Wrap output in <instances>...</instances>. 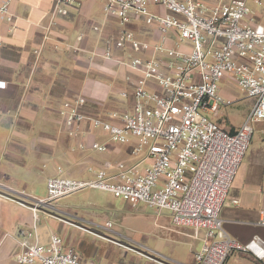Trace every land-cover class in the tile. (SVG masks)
<instances>
[{
    "label": "built area",
    "instance_id": "1",
    "mask_svg": "<svg viewBox=\"0 0 264 264\" xmlns=\"http://www.w3.org/2000/svg\"><path fill=\"white\" fill-rule=\"evenodd\" d=\"M10 1L0 3L6 21L12 20ZM74 5L75 0H54L45 39ZM258 7H264V0H106L105 14L118 17L122 25L143 21L153 36L140 39L125 28L114 41L119 49L145 54L118 61L139 75L129 80L130 92L120 93L132 97L131 106L92 115L80 108L86 100L78 97L74 104L64 103L62 112L71 127L87 121L108 141L129 145L134 159L106 162L92 178L48 177L46 196L32 204L34 218L62 196L96 188L132 206L168 211L172 224L189 228L197 241L195 264H225L233 252L264 264V241L255 236L239 243L228 235L220 215L249 146L252 123L264 121V24L253 20ZM103 57L113 54L106 49ZM226 76L252 101L245 121L232 132L208 116L230 103L219 93ZM94 148L104 152L107 145ZM258 222L264 225V209ZM17 235L21 250L14 264H96L82 260L57 233L41 244L34 222Z\"/></svg>",
    "mask_w": 264,
    "mask_h": 264
},
{
    "label": "crops",
    "instance_id": "2",
    "mask_svg": "<svg viewBox=\"0 0 264 264\" xmlns=\"http://www.w3.org/2000/svg\"><path fill=\"white\" fill-rule=\"evenodd\" d=\"M75 1L47 39L45 27L54 0H11L12 20L0 16V81L5 82L0 87V264H14L21 250L17 232L33 222L41 244L57 233L82 260L96 264H195L197 241L194 248L183 234L187 228L173 225L170 216L155 214L149 243L126 235L121 221L98 223L89 213L73 210L68 201L51 202L34 218L32 204L43 198L38 193L45 192L48 177L92 178L104 163L129 155V145L108 141L106 133L87 121L67 125L62 111L64 103L74 104L78 97L85 98L80 108L88 114L128 110L133 99L120 93L130 92L129 80L139 75L118 61L139 53L128 47L119 49L114 41L125 28L140 39L153 37L143 21L122 25L118 17L105 14L106 0ZM253 17L261 23L264 13L255 8ZM106 49L113 58L103 57ZM219 93L230 103L222 106H226V124L217 123L235 131L245 121L252 101L248 99L242 115L232 121L237 96L220 84ZM252 126L249 146L220 210L224 229L242 244L255 236L264 241V225L258 222L259 210L264 209V121ZM103 143L106 151L94 148ZM96 242L101 248L94 246ZM231 258L238 264H259L238 252L231 253L226 262Z\"/></svg>",
    "mask_w": 264,
    "mask_h": 264
},
{
    "label": "rangeland",
    "instance_id": "3",
    "mask_svg": "<svg viewBox=\"0 0 264 264\" xmlns=\"http://www.w3.org/2000/svg\"><path fill=\"white\" fill-rule=\"evenodd\" d=\"M257 11L263 14L264 7H258ZM261 23L264 24V20H261ZM219 84L226 91H228L232 95L237 96V101L235 102V105L237 106V111L234 115L230 116L229 118L232 121H236V119L242 115L243 109L248 103V98L242 93L240 89L237 88L236 84L229 78H226L224 82L220 81ZM225 107H222L217 112L208 115L209 118L215 122L221 121V124H226L225 121L228 115L225 112ZM131 159H134V157L130 154L123 157V160L126 161ZM60 176L64 175L60 174ZM91 190L104 192L106 194L103 196H98L96 194L91 193ZM38 196L45 197L46 190L45 192L38 193ZM64 201H68L70 205H67L72 207L73 210L89 213L98 223L107 219L111 220L112 223H118L117 220L121 221V228L126 235L130 236L132 239L145 242H147L148 240L149 232L152 231V218L157 213L154 208L143 205V203L137 204L136 207H131L129 202H127L126 200L114 197L110 192L96 188H83L71 194V196H62L53 202L61 204V202ZM90 201H94L95 205H87V203ZM76 203H78L79 205H76ZM159 214L165 219H167L166 217L170 216V213L168 211H162ZM186 231L188 233L183 234L185 235L186 239H188L193 244V247L195 248L196 241L192 238L191 235H189V233H191V230L187 228ZM147 243H149V240ZM94 246L97 248H101V245L98 242L94 243ZM226 264L238 263L235 261L233 262V259L231 258L228 262H226Z\"/></svg>",
    "mask_w": 264,
    "mask_h": 264
},
{
    "label": "water",
    "instance_id": "4",
    "mask_svg": "<svg viewBox=\"0 0 264 264\" xmlns=\"http://www.w3.org/2000/svg\"><path fill=\"white\" fill-rule=\"evenodd\" d=\"M240 254H242V255H246V256H248L249 258H251V259H253V260H255L257 263H259L252 255H250V254H248V253H244V252H239Z\"/></svg>",
    "mask_w": 264,
    "mask_h": 264
}]
</instances>
